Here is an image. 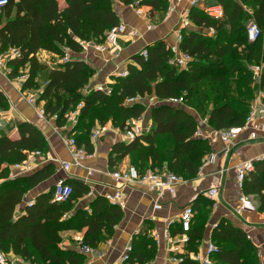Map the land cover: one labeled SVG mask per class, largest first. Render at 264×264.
<instances>
[{"label":"trees","instance_id":"16d2710c","mask_svg":"<svg viewBox=\"0 0 264 264\" xmlns=\"http://www.w3.org/2000/svg\"><path fill=\"white\" fill-rule=\"evenodd\" d=\"M134 1L65 0L63 7L59 0H8L0 15V53L20 50L21 57L10 60L8 65L11 79L28 70L29 79L23 84V91L39 89V78L45 79L48 84L39 102H43L49 118L57 116L58 128L65 126L68 113L84 104L78 123L69 134L90 153V137L96 126L111 122L114 128L124 131L130 120L139 119L150 110V132L116 145L113 152L117 156L110 163L114 165L130 156L141 174L166 167L190 182L198 178L204 160L214 150L209 140L195 136L200 122L186 107L207 120L212 130L245 124L259 90L250 68L264 64V0H210L224 9L219 20L192 8L189 20L214 34L182 31L181 50L193 59L189 68L172 66L168 44L160 40L147 47V60L139 54L132 58L133 63L127 66L128 76L118 77L110 85L111 95L95 91L83 94L97 74L89 62L74 59L51 66L39 58L42 51L63 57L66 49L79 55L83 52L81 42L103 43L106 32L121 22L115 4L127 7ZM146 5H162L168 11L165 0H153ZM252 19L262 31L256 42H250L247 34ZM261 87L264 88V73ZM153 96L161 102L183 98L184 105L163 104L150 109L147 101ZM137 98L143 101L127 103ZM8 108V98L0 88V109ZM18 128L19 139L0 136V251L28 264H85L87 256L79 246L63 248L61 234L84 232L82 245L97 250L112 238L124 211L104 196L83 205L91 188L68 178L65 185L71 187L72 194L67 201H54V186L18 214L28 192L55 174L54 164L48 163L30 175L11 177L13 165L24 162L36 151L44 155L48 152L46 138L34 124L23 123ZM243 192L257 199L256 209L263 214L264 160L255 163V171L244 181ZM173 233L177 234V230ZM201 239L202 233L197 231L187 244V252L199 253ZM212 240L219 248L214 255L221 264H261L258 249L248 234L227 221H221L214 229ZM132 247L125 264H148L155 257L156 246L147 233L134 236ZM183 264L196 263L187 258Z\"/></svg>","mask_w":264,"mask_h":264},{"label":"crops","instance_id":"0c3cea01","mask_svg":"<svg viewBox=\"0 0 264 264\" xmlns=\"http://www.w3.org/2000/svg\"><path fill=\"white\" fill-rule=\"evenodd\" d=\"M59 2L61 6H65V0H59ZM186 7V4H181L178 7V11L167 19V11L163 10L162 5L158 7L156 5H146L145 10L150 15L149 23L155 27L152 31H148V22L146 20L140 18L135 11L130 10L121 3H116L115 11L121 22L139 30L142 38L130 43H125L124 38H121V50L113 51L112 55L108 52L103 54L85 53L83 58L97 71L91 84L109 86L114 84L119 72L127 69V66L133 63L132 58L138 55L142 49L160 40L172 42L174 39L173 29L179 25V13ZM191 29L199 32L204 31L211 35V30L207 31L196 27L193 23L191 24ZM44 53L48 54L45 56L53 57L54 59L53 54L45 51L40 52L38 56ZM46 63L48 64V62ZM9 82L0 76V88L9 102V108L2 110L3 114L0 116V132H2L0 136L7 135L13 140L19 139L18 126L23 123L34 124L46 138L48 145L46 157L55 166V174L50 179L28 192L24 204L18 209V214L23 211V208L29 202H33L37 196L48 192L54 187L59 178L79 180L91 188L90 195L84 198V201L82 200L83 205L91 202L97 196L105 197L107 194H114L120 185L111 174L116 171H122L130 164V156L114 165L110 163L111 158L113 157L114 159L117 156L113 152L116 149V145L122 142L128 143L122 135V131L114 128L112 123L109 122L104 126L107 128V132L100 139L93 142L90 137L94 156L85 161V164L94 169L95 172L92 176L88 175L86 169L79 167H72L68 173L64 172L60 168V163L71 161V155L64 139L71 135L69 132L58 129L56 121L52 119L44 120L38 117L36 109L26 101L22 95L23 93L18 88L15 90ZM145 119L150 120L146 116ZM246 138L247 134L243 133L236 140L230 156L225 155L227 145L218 138L212 144L213 152L217 154L215 161L203 168L202 174L196 180L179 185L174 196L165 193L159 198L158 202L162 207L158 211L154 209L157 200L155 193H149L145 187L136 184L123 187L124 189L122 190L126 201V208L123 210L124 217L119 225L116 226L112 238L102 244L94 253H84L87 256L85 264H120V258L126 247L132 244L133 237L141 232L147 233V236L154 241L156 246L155 257L149 264H165L172 246L164 237L166 222L169 220L176 221L171 228V235L177 241L182 233L181 225L177 220L184 208L189 205L194 207L196 214L192 220L188 235L191 238L197 231L202 233L197 252L205 253L208 242H213L214 229L211 228V224L227 221L248 234L249 239L258 249L260 263L264 264V213L242 211L239 214L236 211L240 207L241 196L245 195L243 186L240 187L236 180V166L248 160H264V139L250 143L245 141ZM219 184L218 196L215 200L210 199L206 195V191ZM250 198L256 200L255 204L258 206L257 199L255 197ZM215 201L218 203L217 208H214ZM174 230H177V234L173 233ZM155 233L159 235V239L154 235ZM83 234L84 232L76 231L63 232L61 234L63 248L78 247L79 243L77 240L78 238L82 239ZM185 251H188L187 247ZM209 259L212 264H221L214 254ZM195 263L202 264L200 262Z\"/></svg>","mask_w":264,"mask_h":264},{"label":"built area","instance_id":"2783aa9c","mask_svg":"<svg viewBox=\"0 0 264 264\" xmlns=\"http://www.w3.org/2000/svg\"><path fill=\"white\" fill-rule=\"evenodd\" d=\"M153 0H135L133 4L127 6L130 10L135 11V13L142 19L146 20L148 31H152L155 27L149 23L150 15L149 12L145 10V6L147 2ZM155 1V0H154ZM168 3V11H167V19H169L175 12L178 11V7L181 4H186V8L183 9L179 13L180 20L179 25L177 26V30L174 32V39L172 42H167L169 50L171 52L170 64L172 66L177 67L181 70H187L192 62V57L186 52L181 50V43L183 41V33L184 29H191L192 22L189 20V12L192 8H199L203 11L207 16L219 20L224 16V9L220 4L211 3L210 0H165ZM8 5V0H0V15L2 14L4 8ZM252 15V12H249ZM247 34L250 42H256L262 35V31L258 24L252 19L247 26ZM124 38L125 43L135 42L142 38V34L139 30L134 27H130L127 24L120 22L117 26L110 29L105 34V41L103 43H99L96 41L91 42H81L83 52L79 55H73L71 50L66 49L63 57L54 56V64L53 65H62L72 62L74 59H83V55L85 53L94 52L98 54H103L106 51L110 52L111 55L121 50L119 45V40ZM106 50V51H105ZM105 51V52H104ZM39 55V54H38ZM145 60L148 59V50L147 47L142 49L139 53ZM21 57V52L19 49L13 48L7 54L0 53V76L4 77L8 81L12 80L15 85H21L20 92H22V85L28 81L29 74L28 70H25L21 76L11 79L12 70L8 65L10 60H14ZM86 61V60H85ZM253 76V82L259 87V90L250 105V112L248 118L243 126L230 128L227 130L215 131V130H206L208 127L207 120H201L200 126L196 131L195 136L201 137L209 140L211 144H214L219 138L224 144L227 145V150L225 152L226 156H230L232 147L236 143V140L243 134H247L246 142H259L264 139V88L261 87V78L264 73V64H256L251 66L250 68ZM129 74L128 70L125 69L120 71L118 77L125 78ZM92 82V81H91ZM90 82L89 85L83 89V94L87 95L91 91L101 92L106 95H111L112 89L109 85H92ZM48 83H46L43 87L33 91L27 90V94L25 96L26 101L36 109L38 117L41 119H52L56 120L57 116H53L49 118L45 112L43 102H39V98L43 95V91ZM146 100V99H145ZM136 101H143L141 98L130 99L127 103H134ZM147 101V100H146ZM167 102L168 104L175 106H183V98L181 99H170ZM149 108L151 106H155L158 103H162L155 96L150 97L147 101ZM83 103H80L77 108L66 115V124L62 128H58L62 131L71 132L78 123V119L80 116V110L83 108ZM185 107V106H184ZM3 111L0 109V116H2ZM152 127V122L150 120L145 119L143 115L139 119H132L128 122L124 131H122V135L127 141H134L137 137L150 132ZM107 132V128L104 126H96L91 134L92 141H97ZM65 144L69 149V153L71 155V161H63L60 163V168L64 172H69L72 167L84 168L88 172L89 176L94 174V169L90 168L85 164V161L91 159L94 156L93 153L88 152V150L84 146H79L77 140L74 136H67L64 139ZM217 158L216 153L210 154L205 160L203 167L201 168L199 175L202 174L203 168L210 165ZM261 159L248 160L238 164L235 168L236 171V180L240 187L243 186V183L247 176L255 171V163ZM49 159L44 155L41 151H36L31 153L27 159L22 162L15 164L11 167V177H22L30 175L44 165L48 164ZM50 163V162H49ZM115 181L120 185V187L115 191L114 194H107L105 198L115 206H119L122 210L126 208V201L124 199V192L122 189L128 185H139L143 186L147 189L149 193H155L157 195V200L154 205V209L156 211L161 209V204L158 202L159 198H161L165 193H169L170 195H175L177 188L179 185L186 183V181L176 175L175 173L169 171L166 167H164L161 171L156 170H148L146 173L141 174L139 170L134 166H128L124 168L122 171H116L111 174ZM65 178H59L55 184V192H54V201L55 202H65L69 199L72 194V190L70 186L65 185ZM220 184L209 191H206V195L215 200L219 194ZM33 202H29L28 205H32ZM218 203L215 201L214 208H217ZM236 211L241 214L242 211L255 212L257 211L256 206L253 201L247 196H241L240 198V207L236 209ZM196 212L194 208L189 205L184 208L178 217V222L181 225L182 233L177 239L171 235V228L176 223L175 220H169L166 222V230L164 233V237L172 244L170 248V255L166 260L165 264H183L187 258L195 262H200L202 264H212L210 261V256L217 253L219 251L218 246L211 242H208L205 253H188L186 252L187 244L189 243L190 237L188 232L191 229L192 220L195 216ZM218 227V223H212L211 228L215 229ZM157 239H159V235L157 233L154 234ZM78 243L80 250L85 254H92L95 250L90 247L82 246L81 238H78ZM133 247L132 244L128 245L120 258V264H125L129 255L132 252ZM0 264H24V262L20 258H12L10 256H6L4 253L0 251Z\"/></svg>","mask_w":264,"mask_h":264},{"label":"rangeland","instance_id":"374dc122","mask_svg":"<svg viewBox=\"0 0 264 264\" xmlns=\"http://www.w3.org/2000/svg\"><path fill=\"white\" fill-rule=\"evenodd\" d=\"M115 6H116V4H115ZM156 22V24H158L157 23V21H155ZM177 30V27L175 28V29H173V31L175 32ZM174 32H173V36H174ZM214 34V32L213 31H211V35H213ZM119 45L121 44V42H120V40H119ZM106 51V50H105ZM104 51V52H105ZM106 52H108V51H106ZM105 52V53H106ZM108 53H110V52H108ZM40 54V53H39ZM111 54V53H110ZM45 55H48V54H42V55H40L39 57H40V59H41V61L43 62V63H46V62H48V64L49 65H53L54 64V59H53V57H49V56H45ZM50 66V67H51ZM7 80V79H6ZM38 83L40 84V87H43L45 84H46V81H45V79L43 78H39V81H38ZM9 84L16 90V88H18V89H20V87H21V85H15L14 83H13V81L12 80H10V82H9ZM22 87H23V85H22ZM22 95L24 96V98H25V96H26V94L28 93L27 91H23L22 90ZM186 111L187 112H189V113H191V114H193L194 116H196V118L199 120V121H201L202 119L200 118V116L197 114V112L194 110V109H192V108H188V107H186ZM148 115H149V110L145 113V116L147 117V118H150V117H148ZM206 130H212L211 128H209V127H207L206 128ZM216 131V130H215ZM0 133H2V132H0ZM129 165L128 166H134L133 165V162H132V159H130V161H129ZM127 166V167H128ZM127 167H125V168H127ZM135 167V166H134ZM13 178V177H12ZM0 183H1V181H0ZM255 201L256 200H254L253 199V203H254V205L256 206V204H255ZM78 242V241H77ZM83 246V245H82ZM26 264H28V263H26ZM149 264V263H148Z\"/></svg>","mask_w":264,"mask_h":264},{"label":"water","instance_id":"95a60500","mask_svg":"<svg viewBox=\"0 0 264 264\" xmlns=\"http://www.w3.org/2000/svg\"><path fill=\"white\" fill-rule=\"evenodd\" d=\"M163 104H168L167 102H162V103H158V104H156L155 106H151L150 107V109H152L153 107H156V106H159V105H163ZM148 117H150V110H149V115H148ZM147 121V120H146ZM199 122H201V121H199ZM57 182V181H56ZM56 184V183H55ZM55 186V185H54Z\"/></svg>","mask_w":264,"mask_h":264}]
</instances>
